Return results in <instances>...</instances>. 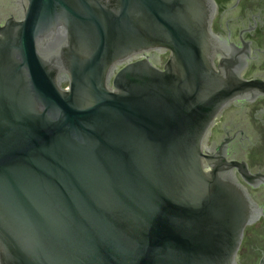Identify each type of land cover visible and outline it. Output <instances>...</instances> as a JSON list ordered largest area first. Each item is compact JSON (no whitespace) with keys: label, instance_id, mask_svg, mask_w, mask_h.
I'll use <instances>...</instances> for the list:
<instances>
[{"label":"water","instance_id":"obj_1","mask_svg":"<svg viewBox=\"0 0 264 264\" xmlns=\"http://www.w3.org/2000/svg\"><path fill=\"white\" fill-rule=\"evenodd\" d=\"M213 12L0 0V264H238L260 208L206 137L250 89L223 68Z\"/></svg>","mask_w":264,"mask_h":264},{"label":"flooded vegetation","instance_id":"obj_2","mask_svg":"<svg viewBox=\"0 0 264 264\" xmlns=\"http://www.w3.org/2000/svg\"><path fill=\"white\" fill-rule=\"evenodd\" d=\"M213 5V44L227 54L223 68L248 82L250 94L220 109L206 144L214 143L232 155L236 178L260 208L257 219L244 230L238 254V264H257L264 253V0H213ZM150 54L160 67L171 53L155 49ZM219 58L213 57L216 68ZM230 79L236 82V77Z\"/></svg>","mask_w":264,"mask_h":264}]
</instances>
